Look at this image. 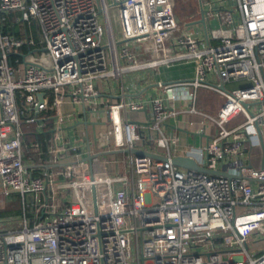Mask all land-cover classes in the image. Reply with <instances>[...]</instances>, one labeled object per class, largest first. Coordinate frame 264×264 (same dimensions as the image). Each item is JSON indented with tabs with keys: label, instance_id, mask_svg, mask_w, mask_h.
Listing matches in <instances>:
<instances>
[{
	"label": "built area",
	"instance_id": "1",
	"mask_svg": "<svg viewBox=\"0 0 264 264\" xmlns=\"http://www.w3.org/2000/svg\"><path fill=\"white\" fill-rule=\"evenodd\" d=\"M227 1L201 2L205 29L181 25L170 0H0V207L15 194L23 212L0 229V264H264L248 249L264 233V0ZM183 61L193 75L157 80V95L124 87L125 73ZM117 79L120 99L102 96ZM201 87L224 95L216 115L198 109ZM183 114L199 143L169 124ZM30 124L44 150L37 138L25 149ZM134 147L166 159L119 151Z\"/></svg>",
	"mask_w": 264,
	"mask_h": 264
},
{
	"label": "crops",
	"instance_id": "2",
	"mask_svg": "<svg viewBox=\"0 0 264 264\" xmlns=\"http://www.w3.org/2000/svg\"><path fill=\"white\" fill-rule=\"evenodd\" d=\"M183 15L179 17V22H183L189 25L191 28L201 27L197 23L191 24V21L197 20L200 18V10L196 8V10H183ZM184 20V21H181ZM193 68L194 64L191 61H183V62H177L175 64H172L170 66L162 65L160 68L149 69L146 70L145 76L141 77L142 72H128L126 76H124V87L127 90V92H134L140 93L143 90V96L150 97L152 95H157L158 93L162 92V87L158 85L157 80L161 79L164 82L178 79V78H188L193 75ZM113 82V80H112ZM107 86V84H106ZM105 86V90H103L102 96L106 97L110 100H116L120 99L122 95V88L120 82L114 83L111 90L113 92L109 91V88ZM176 90V89H175ZM174 90V91H175ZM177 92V90H176ZM137 96V95H136ZM177 106L187 107L188 103L183 102L182 100H177L175 102ZM197 104V100H196ZM222 105V104H221ZM218 109L220 108V106ZM68 104H66V109L68 110ZM199 109V108H198ZM200 110V109H199ZM202 111V110H201ZM147 114L150 115V111L148 109L143 110H136L131 112V117L134 120L140 121L144 120L147 117ZM188 114H183L177 119H171L169 121V124H176L177 127L184 129L183 131V140L184 143H187V140L190 141V143H193L195 140L197 143L201 141V135L195 134L197 132V129L200 127V124H189L188 122ZM180 130V129H179ZM189 131V132H188ZM187 134L189 135V138L187 139ZM205 141V140H204ZM248 249L249 253L253 254H260L264 251V233L261 231L254 232L249 238H248Z\"/></svg>",
	"mask_w": 264,
	"mask_h": 264
},
{
	"label": "rangeland",
	"instance_id": "3",
	"mask_svg": "<svg viewBox=\"0 0 264 264\" xmlns=\"http://www.w3.org/2000/svg\"><path fill=\"white\" fill-rule=\"evenodd\" d=\"M109 1H113V0H109ZM170 1H171L172 8L174 10V13L178 21H179V17L183 15L182 12L184 9L193 11V10H196L197 8L200 10L201 2L206 6L209 4L208 0H202V1L201 0H170ZM232 3H233L232 0H228L226 4L227 7L231 6ZM111 17H112V23H113V28H114L116 39L122 40L121 25H120L119 16H118V8L116 5L111 6ZM212 19L214 20V17H212ZM181 21H184V20H181ZM181 25H184V23L181 22ZM22 26L23 24L17 23L18 29L21 28ZM28 28H29L30 33L37 34V26L34 22L28 23ZM105 41H107V39H105ZM123 44L124 43H119L118 48L121 49ZM128 45L137 48V52L139 49L142 48V46L138 45V41L136 40H130L128 42ZM41 53L42 52L40 51H36L37 55H41ZM125 76H126V73H125ZM117 81L120 82L119 79H117L116 82ZM240 83L241 82L228 83L227 86L228 88H234L238 86ZM224 100H225L224 95L214 90H211L209 88L201 87L199 88L198 93H197V107L200 110H202V112H205L207 114L216 115L219 105H221L224 102ZM244 119H245L244 115L240 114L234 118L233 122L229 126L232 127L236 124H239ZM118 159H119V155H116V154L111 155L110 164L112 165V167L114 168L117 167ZM13 198L17 199L15 194ZM2 208L4 209L0 212V220L2 221V223L0 224V229L9 230L12 228H19L23 226V221H22L23 212L22 211H20V213H17V212L13 213V211H8L7 207H4V205ZM133 264H135L134 260H133Z\"/></svg>",
	"mask_w": 264,
	"mask_h": 264
},
{
	"label": "water",
	"instance_id": "4",
	"mask_svg": "<svg viewBox=\"0 0 264 264\" xmlns=\"http://www.w3.org/2000/svg\"><path fill=\"white\" fill-rule=\"evenodd\" d=\"M200 10H201V17L199 19H197V20L191 21L190 23L191 24L202 23V25L205 26V29H206V20L204 18V11L206 9L203 7L202 3H201ZM124 41H125L124 39L120 40V42H124ZM41 49H39V50H41ZM39 96H40V98H42L43 93L40 92ZM119 151L120 152H133V153H136V154H139V155H149V156H152V157H155V158H164V159H166L165 156H161V155L156 154L155 152H152V151H149V150L140 149V148H136V147H134L132 149H127V148L126 149H120ZM173 162L175 164H177V165H180V166H183V167H186V168H190V169H196V170H201V171L210 172V173L225 174V175H228V176H232L233 175V174H231L229 172H223V171H220V170H212V169H209L207 167L201 166L200 164H198V162L195 160V158H193L191 156H188V155H176V156L173 157ZM44 165L48 166L49 164H44Z\"/></svg>",
	"mask_w": 264,
	"mask_h": 264
},
{
	"label": "trees",
	"instance_id": "5",
	"mask_svg": "<svg viewBox=\"0 0 264 264\" xmlns=\"http://www.w3.org/2000/svg\"><path fill=\"white\" fill-rule=\"evenodd\" d=\"M10 18L13 17V14L9 15ZM15 32L18 35H21V28H17V24H15L14 26ZM22 50H28L27 46H24L22 48ZM24 130H25V134H24V142H25V149L28 150V145L29 143L34 140V139H39L41 141L42 144V149H45V141H43L45 139V134L44 133H37L35 130V125L34 124H30V125H25L24 126ZM28 153H30V151H28ZM32 158L35 160L37 159L39 156H36L33 153H30ZM40 157L42 158H46L45 153H43ZM39 171L38 168H34V173H37ZM4 207H7L8 211H13V213L17 212L20 213V211H22V204L21 201L19 199L13 200L12 202L7 203ZM4 208L0 207V212L3 210Z\"/></svg>",
	"mask_w": 264,
	"mask_h": 264
}]
</instances>
